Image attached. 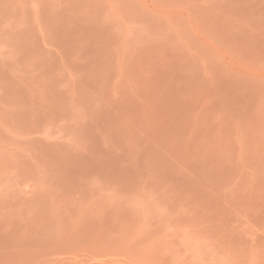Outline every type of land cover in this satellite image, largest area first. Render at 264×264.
Segmentation results:
<instances>
[{
    "label": "rangeland",
    "instance_id": "1",
    "mask_svg": "<svg viewBox=\"0 0 264 264\" xmlns=\"http://www.w3.org/2000/svg\"><path fill=\"white\" fill-rule=\"evenodd\" d=\"M0 264H264V0H0Z\"/></svg>",
    "mask_w": 264,
    "mask_h": 264
}]
</instances>
